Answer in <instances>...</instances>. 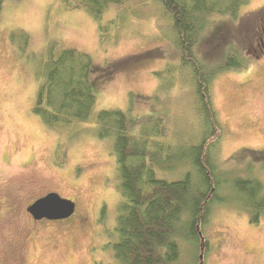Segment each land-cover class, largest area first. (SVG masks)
<instances>
[{
  "label": "rangeland",
  "instance_id": "1",
  "mask_svg": "<svg viewBox=\"0 0 264 264\" xmlns=\"http://www.w3.org/2000/svg\"><path fill=\"white\" fill-rule=\"evenodd\" d=\"M124 9V25L117 28L119 21L113 19ZM101 22L108 24L106 37L84 7L67 8L62 0H4L0 264H117L112 240L121 193L111 140L99 138L90 128L98 110L120 108L135 118L164 113L175 149L190 147L198 138L200 121L187 76L179 75L171 87L160 89L155 73L179 61L162 1L111 4ZM18 29L29 35L24 51L18 46L24 38ZM52 42L88 52L103 67L93 73L96 105L91 120L80 122L84 132L71 139L47 126L32 109L39 84L36 67ZM230 47L238 49L247 64L224 69L212 81L223 124L217 157L223 167L252 173L264 184V0H249L235 18L214 15L196 51L202 60L216 62ZM53 191L72 199L75 213L67 219L34 218L29 205ZM102 204L107 218L100 223ZM203 234L210 250H199L203 257L195 264H264V216L255 223L245 211L216 203ZM189 254L184 247L182 264Z\"/></svg>",
  "mask_w": 264,
  "mask_h": 264
},
{
  "label": "trees",
  "instance_id": "2",
  "mask_svg": "<svg viewBox=\"0 0 264 264\" xmlns=\"http://www.w3.org/2000/svg\"><path fill=\"white\" fill-rule=\"evenodd\" d=\"M62 1L67 8H86L99 21L101 37H106L108 24L101 22L104 11L128 0ZM161 1L171 20L168 33L178 48L179 61L155 71L159 88L171 87L179 75L187 76L201 126L194 144L175 149L167 137L164 113L135 118L120 108L97 111L90 128L99 138L111 140L117 162L121 199L112 240L117 264H182L184 247L190 253L185 264H195L203 257L199 250H210L203 230L216 203L245 211L255 223L264 216L263 181L252 173L242 175L223 167L217 157L223 124L214 105L212 81L220 71L245 66L247 60L234 47L216 62L202 60L196 51L214 15L235 18L249 0ZM3 7L0 0V20ZM125 11L113 19L119 21L117 28L124 25ZM17 32L24 37L18 42L24 51L29 35L23 29ZM99 68L103 69L88 52L50 43L35 71L39 84L33 112L67 139L79 136L86 127L78 124L91 120L96 105L93 73ZM177 172L180 175L175 178L167 176Z\"/></svg>",
  "mask_w": 264,
  "mask_h": 264
},
{
  "label": "water",
  "instance_id": "3",
  "mask_svg": "<svg viewBox=\"0 0 264 264\" xmlns=\"http://www.w3.org/2000/svg\"><path fill=\"white\" fill-rule=\"evenodd\" d=\"M28 210L36 219H62L74 212L75 202L53 191L33 201Z\"/></svg>",
  "mask_w": 264,
  "mask_h": 264
},
{
  "label": "flooded vegetation",
  "instance_id": "4",
  "mask_svg": "<svg viewBox=\"0 0 264 264\" xmlns=\"http://www.w3.org/2000/svg\"><path fill=\"white\" fill-rule=\"evenodd\" d=\"M75 212H73L70 216L66 217L65 219L71 217ZM107 218V210H106V205L102 204L99 206L98 208V219L100 220V223L101 222H104ZM64 219V218H62Z\"/></svg>",
  "mask_w": 264,
  "mask_h": 264
}]
</instances>
